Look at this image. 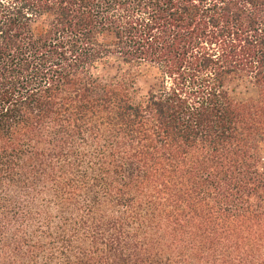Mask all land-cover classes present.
<instances>
[{
    "label": "trees",
    "instance_id": "obj_1",
    "mask_svg": "<svg viewBox=\"0 0 264 264\" xmlns=\"http://www.w3.org/2000/svg\"><path fill=\"white\" fill-rule=\"evenodd\" d=\"M0 264H264V0H0Z\"/></svg>",
    "mask_w": 264,
    "mask_h": 264
},
{
    "label": "rangeland",
    "instance_id": "obj_2",
    "mask_svg": "<svg viewBox=\"0 0 264 264\" xmlns=\"http://www.w3.org/2000/svg\"><path fill=\"white\" fill-rule=\"evenodd\" d=\"M107 77H112L116 74L127 75V73L134 74L136 83L135 86L140 90V92H145L153 81V71L148 68H141L138 70H133L127 64L117 63L112 66L107 67L104 71ZM241 96L246 98L254 94L252 88L241 87Z\"/></svg>",
    "mask_w": 264,
    "mask_h": 264
}]
</instances>
